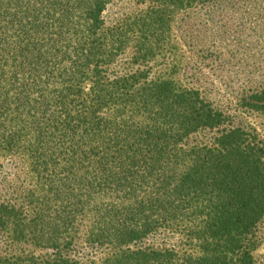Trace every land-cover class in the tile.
I'll list each match as a JSON object with an SVG mask.
<instances>
[{
  "label": "trees",
  "instance_id": "trees-1",
  "mask_svg": "<svg viewBox=\"0 0 264 264\" xmlns=\"http://www.w3.org/2000/svg\"><path fill=\"white\" fill-rule=\"evenodd\" d=\"M109 1L45 0V15L28 13L18 34L0 41L14 60L12 71L0 67V149L25 155L40 186L31 217L0 204V227L55 250L0 264H81L65 255L66 237L84 197L106 194L88 230L93 244L118 247L106 264H254L249 236L264 215V147L194 88L140 72L104 77L127 44L120 27L104 30ZM149 1L129 28L166 23L169 8L184 4ZM43 47L57 67L42 62ZM142 49L149 53L139 47L135 59ZM26 62L31 71L20 80ZM52 77L61 88L49 97ZM243 100L264 114V88ZM203 129L219 131L213 144L184 147ZM169 227L183 231L188 253L122 248Z\"/></svg>",
  "mask_w": 264,
  "mask_h": 264
},
{
  "label": "rangeland",
  "instance_id": "rangeland-1",
  "mask_svg": "<svg viewBox=\"0 0 264 264\" xmlns=\"http://www.w3.org/2000/svg\"><path fill=\"white\" fill-rule=\"evenodd\" d=\"M183 2L182 8H169L166 23L158 17L154 24L146 22L147 26H133L132 23L129 28L127 24L147 12L150 1L110 0L102 12L104 30L108 32L120 27L126 34L127 44L111 63L103 66L104 77L114 79L140 72L145 81L170 80L194 88L205 100L225 112L228 125L243 127L264 147V114L243 104V98L264 88V0ZM46 5L45 0H0V41L12 40L28 13L32 15L36 11L39 17L45 15ZM3 46L0 43V47ZM139 47L151 50L148 49L147 54L142 49L140 54L143 55L135 59L134 54ZM42 50L46 53H43L45 58L42 62L57 67V58L49 57L46 47ZM11 57L4 50L0 52V67H7L9 72L14 64ZM43 69L44 66L41 72ZM30 71L26 62L18 69L20 80L22 73L27 75ZM57 80L53 77L46 80V96L54 95L59 86ZM50 107L55 112L54 106ZM218 134L216 129L199 130L189 135L183 144L184 147L211 145ZM39 188L38 179L25 155L0 149V204L15 205L31 217L32 201L39 195ZM109 198L107 194L84 197V211L66 237L70 242L64 252L71 260L81 264H106L115 253L113 251L118 248L115 245L93 244L88 240L95 208L109 202ZM249 238L253 244L254 264H264V215ZM36 243L30 235L21 240L12 235L10 226L6 229L0 227L2 259L28 255L35 258L46 255V258L55 252L52 248L42 249ZM126 247L145 250L171 248L181 255L190 251L183 231L176 227L159 228L122 248Z\"/></svg>",
  "mask_w": 264,
  "mask_h": 264
}]
</instances>
